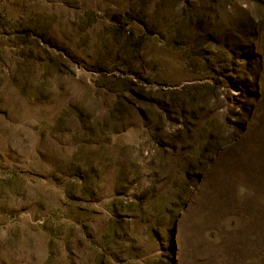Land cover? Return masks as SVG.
I'll return each instance as SVG.
<instances>
[{"label":"rangeland","instance_id":"rangeland-1","mask_svg":"<svg viewBox=\"0 0 264 264\" xmlns=\"http://www.w3.org/2000/svg\"><path fill=\"white\" fill-rule=\"evenodd\" d=\"M0 264H264V0H0Z\"/></svg>","mask_w":264,"mask_h":264}]
</instances>
